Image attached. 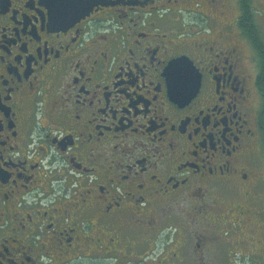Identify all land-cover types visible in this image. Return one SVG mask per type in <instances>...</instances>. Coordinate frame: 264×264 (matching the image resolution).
Segmentation results:
<instances>
[{"label": "flooded vegetation", "instance_id": "af4514ba", "mask_svg": "<svg viewBox=\"0 0 264 264\" xmlns=\"http://www.w3.org/2000/svg\"><path fill=\"white\" fill-rule=\"evenodd\" d=\"M247 263L264 0H0V264Z\"/></svg>", "mask_w": 264, "mask_h": 264}, {"label": "water", "instance_id": "95a60500", "mask_svg": "<svg viewBox=\"0 0 264 264\" xmlns=\"http://www.w3.org/2000/svg\"><path fill=\"white\" fill-rule=\"evenodd\" d=\"M87 13H89V11H87ZM186 59H180V60H177L173 63V65L171 66V70L172 69H175L179 64H184L185 66H187V63L185 61ZM191 66V65H190Z\"/></svg>", "mask_w": 264, "mask_h": 264}, {"label": "rangeland", "instance_id": "374dc122", "mask_svg": "<svg viewBox=\"0 0 264 264\" xmlns=\"http://www.w3.org/2000/svg\"><path fill=\"white\" fill-rule=\"evenodd\" d=\"M234 13L236 14V12L232 11V14H234ZM232 16H233V15H232ZM233 17H234V16H233ZM247 264H248V263H247Z\"/></svg>", "mask_w": 264, "mask_h": 264}]
</instances>
